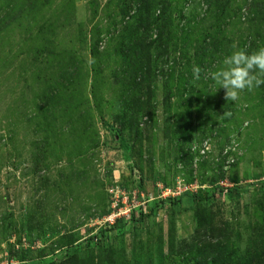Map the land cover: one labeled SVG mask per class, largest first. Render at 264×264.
<instances>
[{"label":"rangeland","instance_id":"1","mask_svg":"<svg viewBox=\"0 0 264 264\" xmlns=\"http://www.w3.org/2000/svg\"><path fill=\"white\" fill-rule=\"evenodd\" d=\"M145 3L146 30L143 0H0V264H264V85L206 78L264 47V0L222 28L207 0Z\"/></svg>","mask_w":264,"mask_h":264},{"label":"clouds","instance_id":"2","mask_svg":"<svg viewBox=\"0 0 264 264\" xmlns=\"http://www.w3.org/2000/svg\"><path fill=\"white\" fill-rule=\"evenodd\" d=\"M202 71L200 66H193L194 80L201 79ZM206 78L214 82L215 92L225 89L226 100H238L245 90L252 91L264 85V47L252 52L243 48L233 50L223 58L220 67L206 74Z\"/></svg>","mask_w":264,"mask_h":264},{"label":"trees","instance_id":"3","mask_svg":"<svg viewBox=\"0 0 264 264\" xmlns=\"http://www.w3.org/2000/svg\"><path fill=\"white\" fill-rule=\"evenodd\" d=\"M147 1H149V0H143V5L140 7V16H141V18H142V20H144V22H146L147 23V25H145L144 26V30H146L147 29V27L150 25H152V21H149L150 20V17H151V13H150V9H149V4L148 3H145V2H147ZM207 2L209 3V5H211V7H212V9H213V12H214V16H216V17H214L215 19H216V21H217V26H219V28H222V26H224V24H226V22H225V20L226 19H228L229 17H231L232 16V14L234 13V12H232L230 15L231 16H229V11H230V8H231V10L233 9L232 7H231V3H230V0H207ZM230 7V8H229ZM250 7H252L253 8V5H251ZM20 10H22V9H20V8H16L14 11H20ZM9 12H11V11H9ZM13 12V11H12ZM262 11H260V13H261ZM250 13L253 15L254 13H256L254 10H250ZM6 16V15H5ZM4 16V17H5ZM262 18H264V16L262 17ZM140 30L142 31V26H140ZM221 30H219L218 32H220ZM220 34H217L216 35V37L215 38H217L218 36H219ZM205 37L208 39V41L204 44V43H201L200 44V46H199V52H200V54H205V53H208V55H210V53L212 52V51H214V49H213V45H215V44H210V43H208V42H212V43H217V40L216 39H214L213 38V36L212 35H210V34H208V35H205ZM203 40H205V38L203 39ZM213 40V41H212ZM221 41H222V39H221ZM140 42V43H139ZM138 43H136L135 45H138L139 46V48H140V57H142V60H144V57H145V60H146V62H148V47H149V44H147L146 42H144V38H143V36L142 37H140V41H139ZM43 44H44V41H43ZM45 47V49H46V53L47 54H49V51H48V49H47V46H44ZM206 47H208V48H206ZM97 51L94 49L93 51H91L90 53H91V55H100L99 53H96ZM103 53H105V52H103ZM196 55H198V53H196ZM200 56V55H199ZM201 57H203V56H201ZM140 62H141V60H140ZM132 64L133 65H135L133 62H132ZM142 66H143V68L140 66V72L141 71H143V72H147V70H148V68H149V66L148 65H146L145 63H144V61H142L141 63H140ZM59 69H63V68H61V67H59ZM64 69L67 71V67H64ZM99 74V73H98ZM96 83H100V82H97V79H96ZM91 92L93 93V87H91ZM195 195H193V197H194ZM217 251L215 250V251H213V252H211V253H209V255H213V254H215ZM67 260H62V261H59V262H56L55 264H66L65 262H66ZM75 263H76V261H74Z\"/></svg>","mask_w":264,"mask_h":264},{"label":"built area","instance_id":"4","mask_svg":"<svg viewBox=\"0 0 264 264\" xmlns=\"http://www.w3.org/2000/svg\"><path fill=\"white\" fill-rule=\"evenodd\" d=\"M204 150H206V147L204 148ZM203 150H200V153H202ZM185 189H187L186 187L180 188L179 185H175V188L173 189H169V188H164L161 192V194H165V196L169 197H178L182 191H184ZM167 193H170V195H168Z\"/></svg>","mask_w":264,"mask_h":264}]
</instances>
